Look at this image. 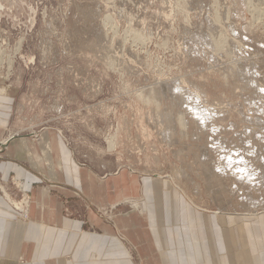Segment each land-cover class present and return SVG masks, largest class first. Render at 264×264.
Segmentation results:
<instances>
[{
	"label": "rangeland",
	"instance_id": "374dc122",
	"mask_svg": "<svg viewBox=\"0 0 264 264\" xmlns=\"http://www.w3.org/2000/svg\"><path fill=\"white\" fill-rule=\"evenodd\" d=\"M154 94L157 103L147 99ZM195 107L207 112L204 127ZM0 117L8 122L0 141L59 131L99 177L130 169L178 192L183 212L188 203L225 227L258 222L264 0H0ZM0 193L29 219L21 180L0 179ZM125 199L81 204L114 225L143 212L134 199L144 206V197Z\"/></svg>",
	"mask_w": 264,
	"mask_h": 264
},
{
	"label": "crops",
	"instance_id": "0c3cea01",
	"mask_svg": "<svg viewBox=\"0 0 264 264\" xmlns=\"http://www.w3.org/2000/svg\"><path fill=\"white\" fill-rule=\"evenodd\" d=\"M7 123L0 117V137ZM11 135L0 179L21 180L31 205L22 220L0 193V264H264V219L225 227L188 203L183 212L178 192H161L151 175L121 167L99 177L76 161L59 131L43 129L38 140ZM139 196L143 212L118 215L114 225L81 204Z\"/></svg>",
	"mask_w": 264,
	"mask_h": 264
},
{
	"label": "bare ground",
	"instance_id": "6f19581e",
	"mask_svg": "<svg viewBox=\"0 0 264 264\" xmlns=\"http://www.w3.org/2000/svg\"><path fill=\"white\" fill-rule=\"evenodd\" d=\"M10 64H12V61L10 62ZM164 87H166V86H164ZM157 90V89H156ZM162 95H163V93H162ZM161 96V95H160ZM187 97V96H186ZM180 98V97H179ZM147 99H149V100H153V101H155V103H157V101H158V98L157 97H155V94H154V96L152 95V97L149 95V97L147 98ZM146 99V100H147ZM147 102H149L148 100H147ZM152 102V101H151ZM174 102V101H173ZM183 104H184V101H183ZM187 104V103H186ZM197 107H195V108H193V109H191V110H193V111H191L190 110V113L193 115V118H194V120H196L197 121V123L199 122V124L201 125V126H203L204 127V125H206L205 124V120L207 119V115H206V113L204 112V111H197V109H196ZM187 110V109H186ZM189 110V109H188ZM198 110H200V109H198ZM180 113V112H179ZM189 113V112H188ZM170 114V113H169ZM184 113H182V114H180V116H179V118H180V120H181V122L184 124V125H187V120H185V118H184V115H183ZM165 117H166V115H165ZM167 118V117H166ZM199 125V126H200ZM200 126V127H201ZM202 127V128H203ZM116 135V134H115ZM7 142V140L6 141H2V147L1 148H3L4 147V145H5V143ZM111 147H115L114 145H111ZM207 151V150H206ZM227 160H229V159H227ZM228 163V162H227ZM232 163V164H231ZM223 164V163H222ZM221 165V164H220ZM229 165L230 166H232V167H234L235 169H239L241 172H244V171H246V173H247V171L248 170H246V169H248V168H252V167H249V165L247 164V162L245 163L244 161H242V160H240V162H238L237 164H233V160H230L229 161ZM228 166V165H227ZM229 166V167H230ZM221 167V166H220ZM233 168V169H234ZM263 172V171H262ZM231 173V172H230ZM255 173V172H254ZM218 175H220V174H218ZM246 175V174H245ZM157 176H159L160 177V175H157ZM246 179V178H245ZM21 207L26 211V214L28 215V210L29 209H27V208H25V206H23L22 204H21ZM135 207L137 208V209H139V210H141L142 211V209H141V202L140 201H136L135 202ZM219 213H221V212H219ZM221 217V216H220Z\"/></svg>",
	"mask_w": 264,
	"mask_h": 264
},
{
	"label": "built area",
	"instance_id": "2783aa9c",
	"mask_svg": "<svg viewBox=\"0 0 264 264\" xmlns=\"http://www.w3.org/2000/svg\"><path fill=\"white\" fill-rule=\"evenodd\" d=\"M2 191H3V190H2ZM3 192H4V191H3ZM4 194H6V193L4 192ZM7 198H8V200L11 202L10 198H9V197H7ZM24 198H25V196H24ZM23 200H24V199H23ZM23 200H22V201H23ZM22 201H21V202H22ZM29 202H30V198H29ZM11 204H12V202H11ZM13 205H14V204H13ZM14 206H15V205H14ZM15 207H16V206H15ZM24 219H25V218H24Z\"/></svg>",
	"mask_w": 264,
	"mask_h": 264
}]
</instances>
